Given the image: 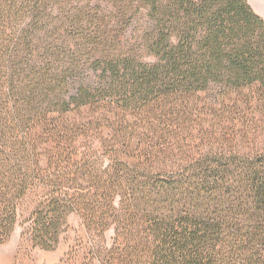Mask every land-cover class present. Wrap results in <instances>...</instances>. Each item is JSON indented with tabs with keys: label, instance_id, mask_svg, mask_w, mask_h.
I'll use <instances>...</instances> for the list:
<instances>
[{
	"label": "trees",
	"instance_id": "trees-1",
	"mask_svg": "<svg viewBox=\"0 0 264 264\" xmlns=\"http://www.w3.org/2000/svg\"><path fill=\"white\" fill-rule=\"evenodd\" d=\"M73 213L99 264H264L249 0H0V241Z\"/></svg>",
	"mask_w": 264,
	"mask_h": 264
},
{
	"label": "rangeland",
	"instance_id": "rangeland-1",
	"mask_svg": "<svg viewBox=\"0 0 264 264\" xmlns=\"http://www.w3.org/2000/svg\"><path fill=\"white\" fill-rule=\"evenodd\" d=\"M249 3L264 18V0H249ZM203 96L207 99L206 94ZM113 234V229L108 231V243ZM0 259L6 264H99L90 255V243L82 219L75 213L69 216L68 227L56 250L34 247L31 238L24 235V227L18 226L8 241H0Z\"/></svg>",
	"mask_w": 264,
	"mask_h": 264
},
{
	"label": "bare ground",
	"instance_id": "bare-ground-1",
	"mask_svg": "<svg viewBox=\"0 0 264 264\" xmlns=\"http://www.w3.org/2000/svg\"><path fill=\"white\" fill-rule=\"evenodd\" d=\"M8 259V258H7ZM6 259V260H7ZM6 260H4V261H6ZM0 264H6V263H4L1 259H0Z\"/></svg>",
	"mask_w": 264,
	"mask_h": 264
}]
</instances>
